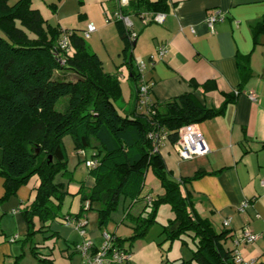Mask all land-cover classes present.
<instances>
[{
  "label": "trees",
  "instance_id": "16d2710c",
  "mask_svg": "<svg viewBox=\"0 0 264 264\" xmlns=\"http://www.w3.org/2000/svg\"><path fill=\"white\" fill-rule=\"evenodd\" d=\"M32 1L0 0V177L4 188L0 204L32 176L37 177L34 198L20 209L27 224L23 242L30 243L32 256L52 264L40 256L33 237L46 232L50 223L80 220L83 213L94 209L98 228L109 233L113 248L129 255L123 264H130L133 243L146 238L158 222L159 207L167 204L172 216L161 224L159 248L165 252L175 240L186 242L184 235L191 236L194 244L190 258L176 264H239L236 250L225 246L231 231H216L200 216L187 188L206 172L198 170L176 179L167 169L159 145L164 139L174 144L186 124L222 114L252 76L249 56H238L239 84L234 92L224 95L218 107L202 105L191 92H184L163 102L151 101L144 112L134 109L124 113L115 106L122 96L120 81L104 71L100 57L86 43L85 29H61L50 24L32 7ZM48 6L55 11V3ZM167 8L165 0H131L122 11L151 23L154 21L148 19L149 14L165 13ZM113 19L137 104L141 74L132 54L137 33L133 25L127 27L121 19ZM252 33L257 44V37L264 34V19L252 27ZM63 36L68 40L64 48L59 45ZM62 97H67L64 109L57 110L56 103ZM66 136L71 137L76 151H94L90 159L93 165L87 166L93 185L88 188L81 181L72 194L80 199L76 214L61 211L64 196L70 194L62 178L72 173L67 169ZM148 169L159 180L162 193L150 196L142 192ZM138 202H142L141 208L133 213ZM120 203L132 224V233L125 237L106 230ZM164 243L168 245L165 249Z\"/></svg>",
  "mask_w": 264,
  "mask_h": 264
},
{
  "label": "crops",
  "instance_id": "0c3cea01",
  "mask_svg": "<svg viewBox=\"0 0 264 264\" xmlns=\"http://www.w3.org/2000/svg\"><path fill=\"white\" fill-rule=\"evenodd\" d=\"M38 1L49 12L44 18L37 7L43 18L61 29L84 30L90 23L95 25L96 31L86 38L89 39L86 43L100 57L104 71L115 74L120 81L119 110L144 112L145 108L138 109L135 104L133 81L129 68L122 63V42L115 25L105 21V17L114 20L116 0ZM165 1L168 8L160 23H144L140 17L130 15L137 33L133 58L135 64L146 63L142 77L150 86L152 102H163L191 92L202 105L220 106L224 95L237 89L240 80L237 59L241 55L249 56L252 76L222 114L196 124L209 153L181 159L174 145L166 139L161 141L159 152L176 179L192 176L198 170L206 172L187 185L196 210L216 231H231L232 237L225 246L235 249L239 257L253 259L254 264L264 262V188L261 185L264 175V34H260L254 44L252 33V27L264 19V0ZM50 3L56 4L55 11H51ZM212 9L221 10L225 18L210 29L205 18ZM160 45H165L167 52L159 57L157 48ZM250 94L256 99L252 100ZM81 180L85 187L93 185L89 175ZM37 186L38 179L32 176L14 196L0 204V264H45L32 256L30 243L23 242L27 224L20 209L34 198ZM3 192V178L0 177V197ZM244 201L248 204L241 209ZM141 205L142 202L136 203L132 212H138ZM79 208L80 199L76 195L67 211L76 214ZM83 215L80 219L87 218L86 212ZM226 219L229 224L224 226ZM110 223L115 225L111 229ZM110 223L107 231L122 237L132 233V224L125 218L123 205L121 213L112 214ZM164 223L154 224L146 238L133 243L130 264H176L190 258L193 248L187 250L174 242L169 248L167 243L163 244L162 248H167L165 252L159 248L158 234ZM74 229L72 224L53 222L46 232L37 233L33 242L40 256L52 264H84L75 245L91 240L97 248L102 243V231L90 226L81 236ZM245 229L255 233L257 238L251 243L234 245V240ZM21 253L22 257L15 263Z\"/></svg>",
  "mask_w": 264,
  "mask_h": 264
},
{
  "label": "built area",
  "instance_id": "2783aa9c",
  "mask_svg": "<svg viewBox=\"0 0 264 264\" xmlns=\"http://www.w3.org/2000/svg\"><path fill=\"white\" fill-rule=\"evenodd\" d=\"M131 0H116L117 8L114 12V17L121 19L125 26L132 27L133 23L130 19V16L123 13L122 8L127 6ZM165 18V13L157 12L155 14H149L148 19L153 20L154 22H162ZM225 18L224 13L219 9H212L205 18V22L207 26L212 29L213 25L216 22L223 21ZM106 22H110L111 19L109 17H105ZM96 31V27L94 24L90 23L86 26L84 31V37L88 38L91 33ZM132 38L136 36V33L133 32L131 34ZM67 37L63 36L59 41L60 47L64 48L67 46ZM167 52V48L165 45H160L157 48V55L163 56ZM154 57L151 56V60ZM152 62V61H151ZM146 63L144 61H140L137 63V67L139 73L141 74V83L139 86V97L137 101V108L142 109L148 107L151 100L149 99V89L150 86L143 80V72L145 69ZM249 97L252 100H255L256 97L254 94H250ZM178 156L181 159H192L196 156H202L209 153L210 149L208 148L203 135L198 130L196 124H186L179 130V138L173 144ZM86 166L93 165L92 161H86ZM261 185L264 188V175L261 178ZM150 201V198L147 199ZM248 202L244 201L241 204V209H244L247 206ZM65 224H72L74 228L79 231V234L83 236L85 234V230L83 227L86 224V221L83 219L74 220V219H66ZM229 224V219L224 220L223 225L227 226ZM102 243L97 248L93 245L91 240H83L80 243L75 245V249L83 258L84 264H123L125 260L129 258V255L124 251L115 249L111 246L110 235L107 232L102 233ZM257 238V235L249 230H244L241 236L234 240V245H237L240 242L251 243ZM13 240V238H12ZM95 248V249H94ZM235 260L239 264H254L255 260L249 259L245 260L238 256L235 251Z\"/></svg>",
  "mask_w": 264,
  "mask_h": 264
},
{
  "label": "rangeland",
  "instance_id": "374dc122",
  "mask_svg": "<svg viewBox=\"0 0 264 264\" xmlns=\"http://www.w3.org/2000/svg\"><path fill=\"white\" fill-rule=\"evenodd\" d=\"M32 7L33 8L39 7L41 9L42 15H44V18H47L49 12L46 11V8H44V5H42V3L40 1H38V0L33 1ZM110 24H113V21H111ZM85 40H86V42L89 41V39H85ZM66 99H67V97L60 98V100L56 103L55 108L57 110H63L64 106H65ZM119 105L120 104H118V102L116 101L115 106L117 108H119ZM64 143H65L66 151H67V155H68L67 169L72 171V173L67 175V176H64L63 178L61 176H58L59 179L62 178L67 183V189L70 192V194H66L64 196L63 204L61 207L62 212H65L68 209H70L72 198L74 197V195H72V194L77 191V189L80 185V182L83 181L81 179L87 178L88 169H87V166H86L84 160H86V159L90 160L92 153L94 152L92 149H89V148L85 149V150L76 151L74 149L73 141H72L70 136H66L64 138ZM162 191H163V189L161 188L159 180L157 179V177L155 176L153 171L151 169H148L147 174H146V179H145V185L143 187L142 192L144 194L145 193H149V194L152 193L154 195V194H156L158 192H162ZM126 203H125V205H126ZM117 212H120V213L122 212V203H120L117 210L113 213L115 214ZM86 213H87V218L85 219V221L87 223L85 224L83 229L86 230L90 226H93V227L97 228V230H98L96 210L89 209L86 211ZM21 215H22V213H21ZM169 216H172L169 205H167V204L161 205L158 209V212H157V220H158L157 224L161 223V221L166 222L168 220ZM22 217H23V215H22ZM88 217H89V219H88ZM114 226L115 225L113 223H110L109 228L111 229ZM155 227H157V226H155ZM121 229H123V228H120V231H121ZM74 230L79 233V231L76 228ZM101 238H102V235H101ZM183 238L186 241V243L182 242V240L181 241L175 240L173 242L176 243L177 245H180V247L187 249V250L194 248V244L191 240V236L184 235ZM10 240H12V238H10Z\"/></svg>",
  "mask_w": 264,
  "mask_h": 264
},
{
  "label": "water",
  "instance_id": "95a60500",
  "mask_svg": "<svg viewBox=\"0 0 264 264\" xmlns=\"http://www.w3.org/2000/svg\"><path fill=\"white\" fill-rule=\"evenodd\" d=\"M133 44H135V41H134V43Z\"/></svg>",
  "mask_w": 264,
  "mask_h": 264
}]
</instances>
